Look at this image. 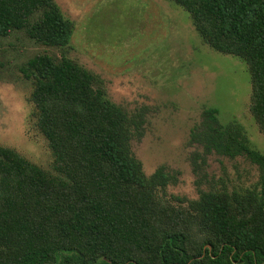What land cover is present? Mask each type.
Returning <instances> with one entry per match:
<instances>
[{
  "label": "trees",
  "instance_id": "16d2710c",
  "mask_svg": "<svg viewBox=\"0 0 264 264\" xmlns=\"http://www.w3.org/2000/svg\"><path fill=\"white\" fill-rule=\"evenodd\" d=\"M172 1L204 44L246 64L249 112L264 137V0ZM15 31L61 49L73 36L53 0H0V37ZM19 72L63 178L0 146V264H264V155L246 150L263 170L258 192H202L176 206L162 168L147 178L131 153L142 116L108 100L96 76L47 54ZM216 113L203 109L214 124L205 145L233 157Z\"/></svg>",
  "mask_w": 264,
  "mask_h": 264
},
{
  "label": "rangeland",
  "instance_id": "374dc122",
  "mask_svg": "<svg viewBox=\"0 0 264 264\" xmlns=\"http://www.w3.org/2000/svg\"><path fill=\"white\" fill-rule=\"evenodd\" d=\"M53 1L73 27L67 48L38 44L24 31L0 37V146L63 178L35 124L32 82L19 67L38 54L64 55L96 76L114 105L142 116L131 153L147 178L162 168L174 205L185 207L176 198L193 202L202 192H258L263 170L246 150L264 155V137L249 112L250 77L241 59L204 44L172 0ZM205 108L217 110L233 157L206 147L214 124L202 115Z\"/></svg>",
  "mask_w": 264,
  "mask_h": 264
}]
</instances>
